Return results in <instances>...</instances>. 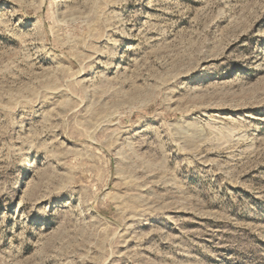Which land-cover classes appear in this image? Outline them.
<instances>
[{
    "label": "rangeland",
    "instance_id": "1",
    "mask_svg": "<svg viewBox=\"0 0 264 264\" xmlns=\"http://www.w3.org/2000/svg\"><path fill=\"white\" fill-rule=\"evenodd\" d=\"M0 264H264V0H0Z\"/></svg>",
    "mask_w": 264,
    "mask_h": 264
}]
</instances>
